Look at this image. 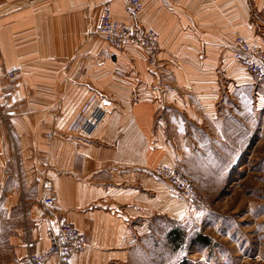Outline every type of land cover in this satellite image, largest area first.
I'll use <instances>...</instances> for the list:
<instances>
[{
  "label": "crops",
  "instance_id": "1",
  "mask_svg": "<svg viewBox=\"0 0 264 264\" xmlns=\"http://www.w3.org/2000/svg\"><path fill=\"white\" fill-rule=\"evenodd\" d=\"M124 1L0 0L4 264H32L28 256L49 244L53 213L86 237L73 264H144L153 233L193 210L152 171L208 157L230 166L241 156L230 121L244 123L248 99L264 104V92L233 61L234 38L264 51V0H139V24L159 37L156 71L140 48L88 37L106 3L124 19ZM90 93L107 114L82 139L67 124ZM45 182L51 207L42 203Z\"/></svg>",
  "mask_w": 264,
  "mask_h": 264
},
{
  "label": "rangeland",
  "instance_id": "2",
  "mask_svg": "<svg viewBox=\"0 0 264 264\" xmlns=\"http://www.w3.org/2000/svg\"><path fill=\"white\" fill-rule=\"evenodd\" d=\"M107 9L113 13L110 4ZM88 37L104 41L100 33ZM157 62L156 55L153 65H148L156 71ZM230 122L232 146L237 147L241 133L240 158L230 166L218 165L221 160L213 157L200 159L206 162L188 168L191 174L185 167L177 168L195 180L199 200L192 202L193 210L184 221H168L166 234L162 225L153 233L144 264H264V104L248 99L244 123L238 125L234 118ZM244 136L247 143L242 151ZM171 230L180 232L177 244L167 237ZM203 239L207 243L200 242ZM0 264H4L1 251Z\"/></svg>",
  "mask_w": 264,
  "mask_h": 264
},
{
  "label": "built area",
  "instance_id": "3",
  "mask_svg": "<svg viewBox=\"0 0 264 264\" xmlns=\"http://www.w3.org/2000/svg\"><path fill=\"white\" fill-rule=\"evenodd\" d=\"M108 4L110 3L108 2L103 6L99 23L89 36L100 33L110 47L118 50L130 46L139 47L152 66L160 49L159 37L153 29L136 23L135 20L142 9L141 2L139 0H125L122 8L124 19L114 17L107 9ZM232 59L244 67L264 90L263 49L241 36H236ZM15 74L14 71L9 72L7 77L12 79ZM106 114V106L101 96L97 93H90L69 120L67 131L79 138L91 139L103 123ZM48 136L52 135L49 134ZM152 173L183 199L193 203L199 200L194 183L177 168L159 165ZM43 188L42 203L46 207H51L53 205V199L50 196L52 185L50 182H45ZM52 216L55 219V225L54 228L46 232L49 241L47 248L29 255L28 261L32 264H43L54 258L53 264H73L74 259L85 251L86 237L62 214L53 213Z\"/></svg>",
  "mask_w": 264,
  "mask_h": 264
},
{
  "label": "trees",
  "instance_id": "4",
  "mask_svg": "<svg viewBox=\"0 0 264 264\" xmlns=\"http://www.w3.org/2000/svg\"><path fill=\"white\" fill-rule=\"evenodd\" d=\"M180 232L178 230H171L168 232L167 237L168 239L172 240L173 243L177 244L179 240ZM200 242L207 243L206 240H201Z\"/></svg>",
  "mask_w": 264,
  "mask_h": 264
}]
</instances>
